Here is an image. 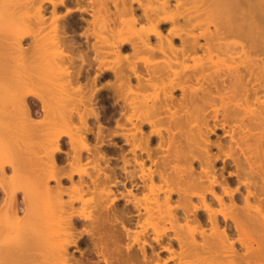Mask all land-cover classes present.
Here are the masks:
<instances>
[{"label":"bare ground","instance_id":"1","mask_svg":"<svg viewBox=\"0 0 264 264\" xmlns=\"http://www.w3.org/2000/svg\"><path fill=\"white\" fill-rule=\"evenodd\" d=\"M0 192V264H264V0H0Z\"/></svg>","mask_w":264,"mask_h":264},{"label":"rangeland","instance_id":"2","mask_svg":"<svg viewBox=\"0 0 264 264\" xmlns=\"http://www.w3.org/2000/svg\"><path fill=\"white\" fill-rule=\"evenodd\" d=\"M134 6H136V9H138V10H140L139 8H137V5H134ZM77 17H78V19L82 22V25L84 26V24H86V23H88L89 24V22L90 21H92V16H91V14L90 13H88V12H83L82 14H77ZM164 28H167V25H166V27H164ZM73 30V29H72ZM71 29H69L68 31H67V36L69 37V39H72V38H75V36H77V35H80V34H82L83 33V29L80 31V30H78V31H76L75 29H74V31H76V33L74 32V31H72ZM79 32V33H78ZM81 36V35H80ZM92 38V41L94 42V39H93V37H91ZM82 41H85V39H83ZM29 41H26L25 43H24V45H26L27 46V43H28ZM174 43L175 44H178L179 43V40L178 39H174ZM104 84H102L101 86H103ZM105 86V85H104ZM179 94V93H178ZM30 102V101H29ZM106 106V105H105ZM37 110L38 111H40L39 110V108L37 109L36 108V112H37ZM34 111V113L35 114H33L32 116H33V119L34 120H36V121H39V118L40 119H44V118H42V114H41V112H37V114H36V112ZM40 116V117H39ZM37 117V118H36ZM41 121V120H40ZM223 137V134H222V132L221 131H218V133H216V134H214V135H212V139L213 140H215L216 139V137ZM35 139H33L32 141H30L31 143L34 141ZM24 141H25V144H26V141H28L27 139L25 140L24 139ZM35 141H37V140H35ZM34 141V142H35ZM29 142V141H28ZM38 142V141H37ZM41 141L39 140V143H40ZM20 143H22V142H19V146H21V144ZM30 143V144H31ZM22 144H24V143H22ZM24 144V147L27 145V144H29V143H27L26 145ZM33 144H36L37 145V143H33ZM26 148V147H25ZM24 148V149H25ZM67 145H65L64 146V150H67ZM23 148H22V150H24ZM35 150L37 151V149L35 148ZM217 168H221V164H219L218 165V167ZM6 172H11V167H9L8 166V168H6ZM52 185H54V183L52 182L51 183ZM65 185L66 186H69V183H65ZM2 194V192H0V198L1 197H3V194ZM18 200H19V203H20V206H21V195H18ZM20 212H22V211H20ZM75 248H73V249H71L70 251L71 252H74V254H75V256H76V258L78 257V259H85L86 257H84L83 258V256L82 257H80L81 256V254H79V252L77 251V252H75ZM80 255V256H79ZM164 256V257H163ZM167 256H168V254L167 253H162V257L163 258H167ZM80 257V258H79Z\"/></svg>","mask_w":264,"mask_h":264}]
</instances>
